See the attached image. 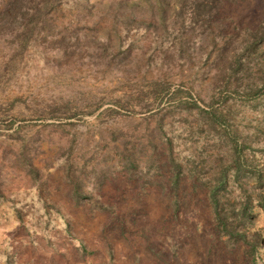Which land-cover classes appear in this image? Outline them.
Here are the masks:
<instances>
[{
  "label": "rangeland",
  "instance_id": "1",
  "mask_svg": "<svg viewBox=\"0 0 264 264\" xmlns=\"http://www.w3.org/2000/svg\"><path fill=\"white\" fill-rule=\"evenodd\" d=\"M0 264H264V0H0Z\"/></svg>",
  "mask_w": 264,
  "mask_h": 264
},
{
  "label": "trees",
  "instance_id": "2",
  "mask_svg": "<svg viewBox=\"0 0 264 264\" xmlns=\"http://www.w3.org/2000/svg\"><path fill=\"white\" fill-rule=\"evenodd\" d=\"M223 2L224 1H228V0H222ZM229 1H231V2H235V1H237V0H229ZM212 199H214V203L216 202V200H215V198L213 197Z\"/></svg>",
  "mask_w": 264,
  "mask_h": 264
}]
</instances>
